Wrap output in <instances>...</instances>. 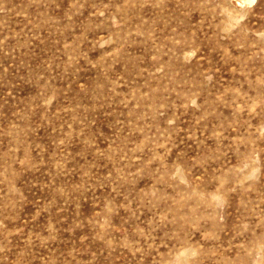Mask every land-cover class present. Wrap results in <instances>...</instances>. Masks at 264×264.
<instances>
[{"label": "rangeland", "instance_id": "rangeland-1", "mask_svg": "<svg viewBox=\"0 0 264 264\" xmlns=\"http://www.w3.org/2000/svg\"><path fill=\"white\" fill-rule=\"evenodd\" d=\"M0 0V264H264V0Z\"/></svg>", "mask_w": 264, "mask_h": 264}, {"label": "bare ground", "instance_id": "bare-ground-1", "mask_svg": "<svg viewBox=\"0 0 264 264\" xmlns=\"http://www.w3.org/2000/svg\"><path fill=\"white\" fill-rule=\"evenodd\" d=\"M238 1L239 4L243 5L245 3H253L255 0H238Z\"/></svg>", "mask_w": 264, "mask_h": 264}]
</instances>
